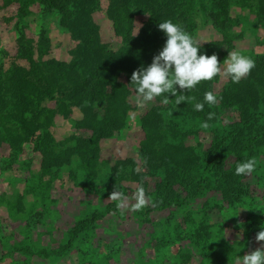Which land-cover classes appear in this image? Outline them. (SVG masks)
Wrapping results in <instances>:
<instances>
[{
    "label": "rangeland",
    "instance_id": "1",
    "mask_svg": "<svg viewBox=\"0 0 264 264\" xmlns=\"http://www.w3.org/2000/svg\"><path fill=\"white\" fill-rule=\"evenodd\" d=\"M227 1V38L214 26L212 0H192L196 28L190 36L199 46L219 44L211 54L217 56L218 63H223L228 52L239 51L258 67L264 58V18L257 13L258 0ZM112 2L93 0L90 17L101 43L116 51L122 43L109 17ZM146 19L135 17L133 36ZM42 33L49 39L46 58L69 62L76 56L79 48L60 27L56 13H42L38 3L0 0V82L6 88V77L12 76L15 68H28L24 52ZM255 76L247 74L239 82L245 86L248 83L244 81L249 79L259 88ZM119 80L129 89L130 110L119 130L97 140L98 167L92 177L78 155H66L75 151L81 140L91 138L92 132L77 126L82 115L72 105L67 116L58 112L49 116V110L57 109L55 97L34 104L24 115L40 128L24 135L17 154L7 144L0 145V264H236L238 256L264 244L255 240L257 232L264 230L263 102L257 103V115L247 127L240 124L244 116L228 95L233 82L223 70L214 82L204 85L217 97L216 103L209 106L202 101L203 110L196 112L176 106L169 96L166 104L156 99L140 104L124 72ZM3 99L8 112L11 99ZM155 107V120L166 130L157 144L181 146L190 152L187 163L198 166L199 173L214 186L216 174L205 169L204 162L215 139H230L226 141L228 146L231 133L246 140L259 136V147L253 144L257 168L250 175H240L247 194L238 202H227L214 187L203 188L188 205L153 210L167 194L163 184L169 176L153 155L149 138L145 143L149 136L143 120ZM205 122L208 127H201ZM225 155L223 164L229 169L235 153L228 151ZM141 188L145 204L137 209L136 195ZM174 191L182 198L187 195L180 186ZM111 192L123 196L112 199ZM109 203L118 211L94 224L62 256H28L15 250L29 248L51 254L67 241V233L77 221Z\"/></svg>",
    "mask_w": 264,
    "mask_h": 264
},
{
    "label": "trees",
    "instance_id": "2",
    "mask_svg": "<svg viewBox=\"0 0 264 264\" xmlns=\"http://www.w3.org/2000/svg\"><path fill=\"white\" fill-rule=\"evenodd\" d=\"M17 1L38 3L44 14L56 13L60 27L67 31L79 49L75 51L76 56L69 62L48 59L46 57L49 54V39L44 33L38 35L37 41L27 46L23 57L28 62V68H15L12 76L6 77L7 88L0 82V145L7 144L17 154L20 143L26 138L24 135L40 128L24 115L30 112L34 104L39 105L55 97L57 111L49 110V116L55 112L67 116L71 113L68 106L72 105L82 115L77 126L92 132L91 138L81 140L75 151L66 152L68 156L72 153L78 155L82 167L89 177H92L98 167V156L95 151L97 140L119 130L124 125L130 110L127 100L129 89L119 80V75L124 72L130 79L133 71L151 63L152 57L159 52L165 40L157 28L158 23L171 20L189 35L193 32L196 23L192 0H113L109 8V17L115 36L120 37L122 43L116 51L108 49L106 44L101 43L97 33L98 28L91 21L93 0ZM20 10L24 11V8ZM212 10L214 26L222 32L224 38H227L229 36L228 1L212 0ZM257 13L264 18V0H258ZM137 16L147 19L139 33L133 36L134 20ZM218 48L219 44L202 45L198 55L211 56ZM261 59L258 67L254 66L249 72L251 77L257 73L255 81L261 85L259 88L254 87V81L250 83L249 79L244 81L248 83L245 86L241 82L228 86V95L233 98V105L238 104V110L244 116L240 124L247 127L257 115V103L261 100L264 104V58ZM216 79L217 76L209 81H201L191 90L177 88V93L183 92L186 97L178 106L196 112L194 104L201 103L204 93L207 92L204 85L206 83L210 85ZM165 95L175 101L170 94ZM3 97L11 99L8 112L5 111L6 104ZM155 99L159 101L161 97ZM156 111L157 107L153 108L143 120L144 131L149 136L145 143L148 144L149 138L153 155L165 166L169 176L163 184L167 194L161 196L153 210L188 205L203 188L214 187L227 202L233 200L238 202L247 194L240 175L235 174V168L238 163L255 156L256 150L253 149V144L259 147V136L246 140L239 136L233 137L231 133V145L228 146L226 141L230 139H215L211 144L209 159L204 162V168L216 174L214 186L199 173L198 166L187 163V158L191 156L190 152L188 153L181 146L157 144L165 136L166 130H163L155 120ZM260 116L264 118V112H260ZM21 127L23 130L20 132ZM155 146L159 148L156 149ZM228 151H234L236 158L232 166L226 169L223 160ZM175 186L183 188L187 195L182 198L174 191ZM112 211L117 212L118 208L115 204L109 203L103 210L93 211L77 221L68 231L67 241L51 254L46 250L33 251L29 248L17 247L15 250L28 256L46 258L50 255L62 256L73 248L82 234L91 230L94 224Z\"/></svg>",
    "mask_w": 264,
    "mask_h": 264
},
{
    "label": "clouds",
    "instance_id": "3",
    "mask_svg": "<svg viewBox=\"0 0 264 264\" xmlns=\"http://www.w3.org/2000/svg\"><path fill=\"white\" fill-rule=\"evenodd\" d=\"M158 30L165 37L164 44L157 54L152 57L151 63L144 67L141 66L132 72L130 82L134 85L138 103L144 104L161 97L162 103H168L169 99L165 94H170L175 98V105L184 102L186 97L180 90H191L201 81L212 80L220 74L231 79L233 83L240 81L255 66V62L250 57L241 55L239 51L228 52L223 63L217 60L215 54L206 56L199 54L198 46L192 37L183 28L173 23L171 20H164L158 23ZM138 31L136 27L135 33ZM217 97L211 92H205L203 101L209 106L216 103ZM204 103H195L194 109L202 111ZM212 113H209L211 118ZM201 127H208L203 123ZM258 165L256 157L237 164L236 175H250ZM112 199L122 198L123 194L111 192ZM137 203L135 207L139 209L145 204L144 190L141 188L136 195ZM255 240L264 241V230L257 232ZM236 264H264V244L245 254L237 257Z\"/></svg>",
    "mask_w": 264,
    "mask_h": 264
}]
</instances>
